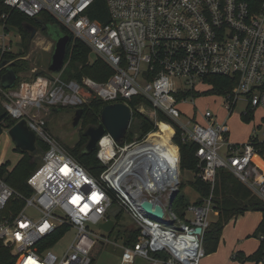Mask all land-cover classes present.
I'll return each mask as SVG.
<instances>
[{
  "label": "built area",
  "instance_id": "built-area-1",
  "mask_svg": "<svg viewBox=\"0 0 264 264\" xmlns=\"http://www.w3.org/2000/svg\"><path fill=\"white\" fill-rule=\"evenodd\" d=\"M99 1L105 12L99 11ZM4 4L9 11L2 14L1 54L11 52L6 21L12 10L35 20L47 13L113 69L106 81L65 80L60 72L38 75L9 89L0 87L8 115L17 122L25 119L48 145L41 165L27 180L31 195L0 177V241L13 250L15 264H92L95 246L109 240L89 226L109 219L114 201L140 230L135 245L123 244L121 264H135L138 258L150 264H202L204 235L210 215L217 211L211 197L201 205H188L184 217L175 210L182 171L174 136L179 133L198 145L199 177L212 188L218 171L228 169L263 202L264 173L254 157L264 137L254 132L249 142L232 143L226 139V122L219 124L210 107L197 119L181 105L189 97L209 93L215 86L211 78L228 76L233 86L217 94L228 117L242 100L247 104L245 113L264 110V0L257 9L248 0H4ZM91 12H103L105 19L92 18ZM12 62L0 60V74ZM204 85L210 89L198 90ZM89 98L127 105L141 98L136 109L144 112L147 107L156 127L123 143L107 132L97 146V157L105 166L99 176L79 163L38 117L53 107H81ZM196 110L193 105L191 112ZM162 123L172 128L171 135L161 132ZM65 166L67 173L62 171ZM74 197L80 198L77 203L72 202ZM13 200L23 206L4 216ZM144 201L161 205L163 217L147 213ZM30 207L39 212L38 218L26 214ZM198 227L200 233L195 232ZM61 228L63 236L70 230L75 234L57 253L53 247L63 236L49 248L44 243ZM258 239L254 264H264V232Z\"/></svg>",
  "mask_w": 264,
  "mask_h": 264
},
{
  "label": "trees",
  "instance_id": "trees-1",
  "mask_svg": "<svg viewBox=\"0 0 264 264\" xmlns=\"http://www.w3.org/2000/svg\"><path fill=\"white\" fill-rule=\"evenodd\" d=\"M253 9H257L263 0H248ZM99 11H104L105 8L103 4L99 1L97 3ZM104 9V10H103ZM8 7L4 4V0H0V26L4 24L2 19V14L8 12ZM103 12L99 14L91 12L92 18L105 19L102 15ZM44 25L52 24L59 28L63 33H68L71 37L67 57V66L63 69L61 76L65 80H78L82 81L85 75L91 76L97 81H106L112 74L113 69L102 59L97 58L95 62L90 63V56L92 54L91 48L82 40L77 39L73 34L56 18L47 13H43L41 16ZM33 18H29L24 13L18 10H12L10 16L7 18L6 25L16 27L22 34L23 39H27L31 35V30L27 29L28 24L34 23ZM46 33V31H44ZM47 34V33H46ZM15 54L13 52L0 53V60L2 61H13L9 67L13 68L17 74L26 68L23 66V60H15ZM68 58V59H67ZM6 68L2 71V74L7 72ZM51 73H45V75H50ZM38 75V74H36ZM21 78L17 79L16 85L20 83ZM211 80L215 83V86L211 89L213 94H224L228 89H230L233 84H231V78L228 76L213 77ZM142 102L141 98H135L129 102L133 111V122L129 128V133L127 134L126 140L128 142L132 141L134 135L138 138H142L149 132L155 130V124L144 114L139 112L136 107ZM108 104L100 98H92L90 102L84 103L82 120L86 121L90 125H98L101 121V112L104 106ZM163 121H167V118L160 114ZM243 118L245 120H251L252 115L250 112L244 113ZM16 120L4 112L0 113V135L3 130L11 128L16 124ZM87 126V127H88ZM133 127V128H132ZM161 129H166L170 133L173 132L172 128L166 124L162 123ZM84 132V131H83ZM82 136L79 142L73 148H66L68 152L74 156L79 163L85 166L92 175L99 176L102 171H104L105 166L97 157V149L86 153L84 152V146L87 143L88 138ZM174 142L176 143L180 151V166L181 171L192 170L195 173V179L192 181L195 189L200 193V196L193 202H190L184 195H181V191L184 184H181L180 191L175 198V206L177 207L178 213L181 217H184V210L188 205L194 203L201 205L204 203L206 198L211 197L214 208L217 211L216 220L210 221V225L207 228L203 244L206 254L214 253L217 251L220 244L223 230L225 226L234 218L243 215L247 211H261L263 213V219L256 228L254 235L264 232V202L255 196L251 190L243 184L238 178L228 169H221L218 171L214 187L212 184L203 181L199 177L200 167L199 160L196 157V150L198 145L195 142L184 140L183 137L177 133L174 136ZM37 153H30L17 148L21 153V158L18 163L12 168H9V163L6 162L0 165V177L4 178L13 188L25 194L31 195L33 189L28 185V178L38 169L41 165L43 157L41 154L47 151L48 145L43 142L40 138H37ZM254 164L259 171L264 173V144L259 147L258 152H256L254 157ZM117 206L116 201H114V206ZM23 203L18 200H13L10 202L8 208L3 212V215L7 216L10 214V210L15 212L19 211ZM123 210L117 209L114 214L109 213L108 217L115 221V227H118V235L122 234L123 244L125 245H135L138 241L140 234L139 229L135 230H124L120 229V220L123 218ZM65 232L64 228L59 229L55 235L45 241V247L49 248L54 245L55 241L63 236ZM113 232V230L111 231ZM100 244V243H99ZM102 244V243H101ZM11 248L5 246L0 241V264H15V257L11 253ZM93 256V254H92ZM241 254H237L235 257L239 258ZM258 257V250L250 255L248 258L255 260ZM94 259L92 260V264Z\"/></svg>",
  "mask_w": 264,
  "mask_h": 264
},
{
  "label": "rangeland",
  "instance_id": "rangeland-1",
  "mask_svg": "<svg viewBox=\"0 0 264 264\" xmlns=\"http://www.w3.org/2000/svg\"><path fill=\"white\" fill-rule=\"evenodd\" d=\"M7 28V41H10L9 47L11 52L15 54V60H23V66L26 68L18 74V78H21L20 82L30 81L38 75L49 73L48 68L54 50V41L51 37L57 31L56 27L52 24H48L46 31L47 34L40 30L36 32L34 36L30 35L27 39H23L21 32L16 27L8 25ZM97 58L99 57L92 52L90 63L95 62ZM67 64L68 60H66L65 66H67ZM86 79L93 78L89 75H85L81 82ZM209 89V85L200 86L198 88L200 91H208ZM91 99L89 98L87 101L90 102ZM193 105H196L197 107L196 113L191 112V107ZM207 107H210L214 115L217 116L219 124H224L226 122L229 130V133L226 134V139L230 142L235 144H245L249 142L254 132H257L261 139L264 137V110L261 108L254 109L250 112V115H252L251 120H245L243 115L247 110V104L244 100L239 101L230 117H228L229 115L223 107V98L220 95L212 94L210 92L202 94L197 98L189 97V101L185 105H181V108L185 113L190 116L196 114L197 119L201 118L202 113L205 112ZM77 108L79 107H53L41 111V113L38 114L39 118L46 121L48 132L68 149L73 148L79 142L82 132L86 130L89 125L86 121L81 120L79 125L74 127L73 122L75 110ZM4 110L5 109L0 100V113L4 112ZM138 111L150 119L152 113L147 107L144 108V112L142 110ZM8 130L9 128L3 130L0 135V165L10 162L9 168H12L18 163L21 158V153L17 150L18 147H16L11 139ZM137 138L138 136L134 135L132 141ZM43 155L44 152L41 156L43 157ZM194 179L195 173L192 170H184L181 174V181L184 184L181 195H184L190 202L195 201L200 196V193L192 184ZM117 209H120V207L115 205L110 213L112 212V214H114ZM175 210L178 211L176 206ZM26 214L34 219L39 217V212L33 207L28 208ZM188 216L190 218L193 217L191 213L188 214ZM261 216L262 213L260 211H251L229 221L223 230V238L219 248L214 253L206 254L202 260V264H254V260H251L248 257L250 256L249 253L257 250V247H259V234H254L257 225H259L258 223ZM210 220H216L213 213L210 215ZM120 224V229L122 231L138 229L136 223L125 212L123 218L120 220ZM89 227L94 233L104 235L109 240L105 244L100 243L95 246L92 256L94 259L93 264H121L120 260L123 254L122 246L124 240L122 234L118 235L117 233L118 227L114 228L113 232H106L101 229L99 225H91ZM74 234L73 230L68 231L58 244L53 247V250L57 253L63 251L73 240ZM11 253L14 255L13 250H11ZM239 253L241 256L236 258L235 256ZM135 264L150 263L143 258H138Z\"/></svg>",
  "mask_w": 264,
  "mask_h": 264
},
{
  "label": "water",
  "instance_id": "water-1",
  "mask_svg": "<svg viewBox=\"0 0 264 264\" xmlns=\"http://www.w3.org/2000/svg\"><path fill=\"white\" fill-rule=\"evenodd\" d=\"M55 26V25H54ZM57 31L53 34L51 39L54 41V50L51 57V63L48 71L50 73H60L66 65V57L68 45L70 42V35L63 33L55 26ZM31 30V35L36 33L35 29L27 27ZM18 74L11 67L7 69L5 74H0V87L9 89L16 85ZM83 109H78L75 113L74 127H77L82 119ZM132 118V110L129 105L118 102L108 103L104 106L101 112V121L98 125H90L84 130L83 134L88 138L84 146V152L89 153L97 149L98 142L108 132L118 142L123 143L127 137L130 122ZM11 139L16 147L21 150L37 153V136L36 133L30 129L25 119H22L8 130ZM178 194L174 195V197ZM142 208L155 217L161 218L164 215V210L161 205H153L150 201H144ZM99 227L106 232H111L115 227L113 219H107L105 222L99 224ZM196 233L201 232V228L195 229Z\"/></svg>",
  "mask_w": 264,
  "mask_h": 264
},
{
  "label": "flooded vegetation",
  "instance_id": "flooded-vegetation-1",
  "mask_svg": "<svg viewBox=\"0 0 264 264\" xmlns=\"http://www.w3.org/2000/svg\"><path fill=\"white\" fill-rule=\"evenodd\" d=\"M27 27H30L32 29H35L36 32L38 31H47V26L43 24V20L42 18H37L36 20H34L33 24H28ZM78 109H83V107H79L75 110V113ZM84 110V109H83ZM82 120V119H81Z\"/></svg>",
  "mask_w": 264,
  "mask_h": 264
},
{
  "label": "snow or ice",
  "instance_id": "snow-or-ice-1",
  "mask_svg": "<svg viewBox=\"0 0 264 264\" xmlns=\"http://www.w3.org/2000/svg\"><path fill=\"white\" fill-rule=\"evenodd\" d=\"M62 171H64L65 173H67V171H68L67 166H65V168L62 169ZM93 198L96 199V200L99 199V197L96 194H93ZM79 199H80L79 197H74L72 202L73 203H77L79 201ZM86 209H87V206H85V208L83 210H86Z\"/></svg>",
  "mask_w": 264,
  "mask_h": 264
},
{
  "label": "crops",
  "instance_id": "crops-1",
  "mask_svg": "<svg viewBox=\"0 0 264 264\" xmlns=\"http://www.w3.org/2000/svg\"><path fill=\"white\" fill-rule=\"evenodd\" d=\"M247 212H251V211H247ZM261 212V211H260ZM262 213V212H261ZM218 213H216V214H214V216H216ZM109 219H111V218H109ZM262 219H263V213H262V216H261V219H260V221H259V223L262 221ZM258 223V224H259ZM257 227H258V225H257ZM256 227V228H257ZM222 238H223V235H222ZM222 238H221V241H222ZM259 240V239H258ZM221 241H220V243H221ZM259 245H260V242H259ZM219 246H220V244H219ZM219 246H218V248H219ZM258 248L259 247H257V250H258ZM257 250H255V251H253L252 253L254 254ZM252 253H249V255H251ZM120 262H121V260H120ZM137 262V261H136Z\"/></svg>",
  "mask_w": 264,
  "mask_h": 264
},
{
  "label": "bare ground",
  "instance_id": "bare-ground-1",
  "mask_svg": "<svg viewBox=\"0 0 264 264\" xmlns=\"http://www.w3.org/2000/svg\"><path fill=\"white\" fill-rule=\"evenodd\" d=\"M161 132H165V134L167 136L171 135V133L168 130H166V129H161Z\"/></svg>",
  "mask_w": 264,
  "mask_h": 264
}]
</instances>
